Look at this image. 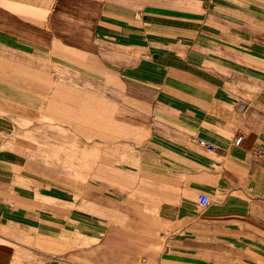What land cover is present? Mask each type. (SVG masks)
Returning <instances> with one entry per match:
<instances>
[{
    "label": "crops",
    "instance_id": "obj_1",
    "mask_svg": "<svg viewBox=\"0 0 264 264\" xmlns=\"http://www.w3.org/2000/svg\"><path fill=\"white\" fill-rule=\"evenodd\" d=\"M0 264H264V0H0Z\"/></svg>",
    "mask_w": 264,
    "mask_h": 264
},
{
    "label": "built area",
    "instance_id": "obj_2",
    "mask_svg": "<svg viewBox=\"0 0 264 264\" xmlns=\"http://www.w3.org/2000/svg\"><path fill=\"white\" fill-rule=\"evenodd\" d=\"M196 140H197V142L199 144L203 145L204 147H206L208 149H214L215 148V146L213 144H211L210 142L206 141L203 138H196ZM240 140H241V136L238 135L236 137V139H235V142L236 143H239ZM197 199H198V203L200 205H202V206H205L206 204H208V202L210 200V198L206 194H204V193H199Z\"/></svg>",
    "mask_w": 264,
    "mask_h": 264
}]
</instances>
